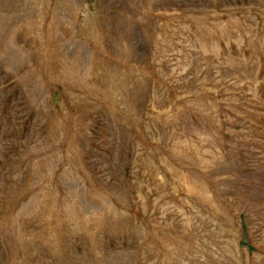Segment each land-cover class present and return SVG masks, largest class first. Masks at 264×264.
<instances>
[{
    "label": "rangeland",
    "instance_id": "1",
    "mask_svg": "<svg viewBox=\"0 0 264 264\" xmlns=\"http://www.w3.org/2000/svg\"><path fill=\"white\" fill-rule=\"evenodd\" d=\"M0 264H264V0H0Z\"/></svg>",
    "mask_w": 264,
    "mask_h": 264
}]
</instances>
